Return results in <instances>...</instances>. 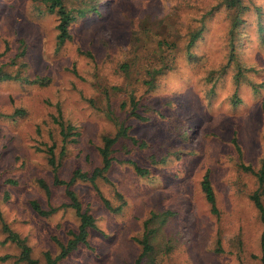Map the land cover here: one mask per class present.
Instances as JSON below:
<instances>
[{"label": "rangeland", "instance_id": "rangeland-1", "mask_svg": "<svg viewBox=\"0 0 264 264\" xmlns=\"http://www.w3.org/2000/svg\"><path fill=\"white\" fill-rule=\"evenodd\" d=\"M87 1L67 0L75 11ZM242 1L95 0L97 11L79 16L59 44L57 16L42 0H0V68L41 79L0 80V264H24L4 224L37 264L59 254L80 221L62 206L66 185L55 180L101 166L104 138L121 123L130 137L114 145L98 189L82 179L72 185L96 222L59 264H136L146 230L154 250L141 264H264V221L252 199L259 183L244 168L259 169L264 156V0ZM21 41L26 52L13 62ZM160 42L170 45L162 47L172 68L145 83V68L160 64ZM232 54L245 67L238 77ZM131 91L146 119L130 114ZM59 120L73 127L66 137ZM207 172L218 213L202 190ZM33 201L59 209L44 216Z\"/></svg>", "mask_w": 264, "mask_h": 264}, {"label": "trees", "instance_id": "trees-1", "mask_svg": "<svg viewBox=\"0 0 264 264\" xmlns=\"http://www.w3.org/2000/svg\"><path fill=\"white\" fill-rule=\"evenodd\" d=\"M95 0H88L87 5L85 8L81 10L75 11L74 8L70 7L67 0H42V3L44 7L47 9V12L54 14L57 16V31H58V42L59 44H63L65 41H67L71 37L70 33V27L73 22H75L79 16H85L88 12L91 11H97L98 7L97 4L94 2ZM228 5L230 7L239 6L241 2H244L242 0H226ZM239 16H236L232 30L238 26L240 23ZM204 32V27H201L198 30H195L191 34V38L187 44L188 49L191 50V48L196 44L198 39L202 36ZM163 44L170 45L168 42H160L158 43V48L153 50V53H156V57L154 58L159 59L160 64L155 65V63H150L151 67L148 68V66L145 68V71L147 72V79H144L145 83L154 84L157 75L164 73L167 69H171L172 65H168L166 62L168 58V53L165 52V48L162 47ZM26 52V45L23 41L20 42L19 51L13 58V62H16V59H19L24 56ZM191 53V51H189ZM170 55V54H169ZM158 56V58H157ZM231 60L235 63L237 66V77L240 76L243 71H245V67L241 64L240 61L237 60L236 56L234 54L231 55ZM235 60V61H234ZM229 62V65H232L233 62ZM146 62H147V56H146ZM225 69V68H224ZM226 71V69H225ZM20 80L22 82H29V83H35L40 82V78H30L28 75H22V72L19 70L16 73H10L3 70V68H0V80ZM138 96L135 95L134 91H131L129 98H130V114L136 118L139 119H146L145 115H142L139 111V104L140 99L137 98ZM235 103H239L241 100L237 96V94L234 95ZM128 102L124 101L123 106H127ZM263 111H264V102H263ZM18 113H23V111H18ZM59 124L62 127V134L64 137L68 136L70 131L72 130V125H66V123L59 120ZM120 124V123H119ZM118 124V125H119ZM123 137H130L128 134V128L124 124H120L118 128V132L114 136H106L104 138V143L102 148L100 149V153L102 156V165L95 168V170L92 173L84 172L81 168H78L74 171L73 176L70 181H63L59 178H56L57 184H64L66 185V195L69 199V202L62 205L65 207H70L75 210L77 213V216L79 217L80 224L78 226V230L73 233V236L67 241V242H59L61 250L59 254L54 258L50 255V253L46 254L47 257V264H59V262L65 258L70 252L75 250L81 243L87 242V236H88V230L90 227L95 226L96 219L94 215L91 213L90 209H84L83 205L79 199V196L77 192L73 189V183L77 181L78 179L87 180L89 181L95 188H97L96 180L98 178H103L106 175V172H108L112 166V163L114 161L113 152H114V145L116 142L123 138ZM132 140L137 142V139L132 137ZM54 147H50V161L53 165L56 164V157L54 152ZM136 171L140 174H143L145 171L144 168H142L140 165L133 163ZM245 169L252 171L255 176L257 177L258 183H259V189L252 195V199L258 208V210L261 213V218L264 221V200L262 197H264V156L262 158V164L259 169H255L254 167L248 165L244 166ZM43 187L45 188L46 192L49 193V187L46 185V183L42 182ZM202 190L205 194V197L209 204L211 205V209L214 213H218V207H217V196L215 193V189L212 183L210 172L205 173L203 176L202 182H201ZM98 189V188H97ZM106 205L112 209L109 202L105 199ZM32 206L34 210L37 211V213L41 215H50L54 212H56L59 208L58 207H50L49 209H43L42 206L37 202L33 201ZM3 217V211L0 206V218ZM150 219L146 221V228H148V224L150 223ZM4 230L8 232V239L10 241L16 242L21 247V256L20 260L24 262V264H37L38 261L33 258L32 256V248L26 243L25 239L21 238L19 234L15 231H13L8 224H4ZM150 235L151 231L146 230L144 237L140 240V242L143 245V251L139 258L136 261V264H141L142 259L148 255L151 254L154 250L153 245L150 243ZM261 260L264 263V234L261 237Z\"/></svg>", "mask_w": 264, "mask_h": 264}]
</instances>
